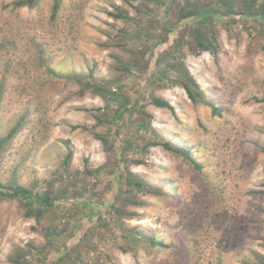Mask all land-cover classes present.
Returning a JSON list of instances; mask_svg holds the SVG:
<instances>
[{
	"label": "rangeland",
	"instance_id": "374dc122",
	"mask_svg": "<svg viewBox=\"0 0 264 264\" xmlns=\"http://www.w3.org/2000/svg\"><path fill=\"white\" fill-rule=\"evenodd\" d=\"M14 1L0 0V136L19 129L0 182L60 202L38 218L0 196V264L259 263L264 21L236 0L214 53L190 49L189 0H63L56 20L53 0ZM173 58L220 113L191 99ZM129 173L162 194L134 191Z\"/></svg>",
	"mask_w": 264,
	"mask_h": 264
},
{
	"label": "trees",
	"instance_id": "16d2710c",
	"mask_svg": "<svg viewBox=\"0 0 264 264\" xmlns=\"http://www.w3.org/2000/svg\"><path fill=\"white\" fill-rule=\"evenodd\" d=\"M39 0H15L13 3L15 7H33L38 3ZM63 0H53L51 7V19L56 20L61 9ZM259 0H244L243 1V14L246 16H254L259 17L264 21V2H261L259 6L257 5ZM236 0H189L187 8H181V16L183 19H188L191 22L190 28L187 30V33L190 37L189 45L190 49H194L195 51L200 50H210L211 52L216 53L219 48V40L217 33L216 23L218 20L222 19L227 14H235L237 10L235 9ZM225 7V9H223ZM119 15L128 18V14L120 13ZM179 40V39H177ZM159 61V59H158ZM160 63H156V73L160 71V73L166 72L165 69L159 68ZM170 71L177 72L178 76H180V81L182 85L185 87L191 99L195 102L202 101L205 104L212 107L213 112L220 113V108H218L212 101L208 100L206 96L203 94L199 83L195 79V77L190 73L184 63L180 60H176L173 58L170 63ZM47 70L50 75L57 76L58 73L56 70L51 67L50 64H47ZM0 100H1V91H0ZM153 102L158 106L169 107L172 108V105L162 99V98H154ZM18 126H14L11 131L5 135L0 136V158L5 150L7 144L12 139V137L17 133ZM165 147L173 150L174 152L184 156L186 159L190 161V164L199 167V164L194 162V159L190 156V150H185L181 147H178L169 142L164 143ZM73 151L69 147L68 154L66 159L70 161L72 158ZM127 184L129 187H132L137 191H143L150 194H162V190L155 188L150 183L144 181L143 179L136 177L134 174L129 173L127 175ZM122 191L120 188L119 192ZM0 196L6 197H19L26 201L29 214L35 215L36 217H40L47 211V209L55 206L60 202L57 198L51 195L46 194V192H36L33 194L32 190L21 186L16 185L12 188H6L0 182ZM114 209L119 211L114 205ZM99 211V210H97ZM95 213V212H93ZM152 243L163 244V242L154 239ZM260 261L255 264H264V256L261 257L259 255ZM53 264V262H52ZM222 264V263H218Z\"/></svg>",
	"mask_w": 264,
	"mask_h": 264
}]
</instances>
